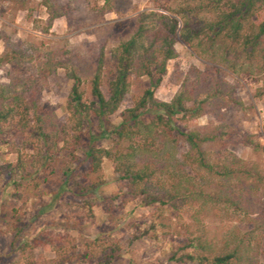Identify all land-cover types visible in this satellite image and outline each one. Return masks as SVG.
<instances>
[{
	"label": "rangeland",
	"instance_id": "1",
	"mask_svg": "<svg viewBox=\"0 0 264 264\" xmlns=\"http://www.w3.org/2000/svg\"><path fill=\"white\" fill-rule=\"evenodd\" d=\"M51 2L52 9L59 13L55 19H50L52 13L43 0H0V58L4 60L0 64V87L26 83L23 92L27 100L35 102L36 113L59 139L57 160L41 173L26 180H20L8 171L0 174V264H6L8 257H12L13 247L25 242L32 247L26 249L24 264H104L110 253L114 256L111 264H179L173 254L190 237L201 236L220 248L227 240L252 231L249 247L254 250L256 264H264L262 81L258 75L235 74L226 67L202 59L180 37L174 44L176 57L168 61L154 98L170 102L186 90H193L191 84H196L194 102L190 106L205 101L202 114L172 122V127L186 132L197 131L200 136L208 135L210 140L200 148L210 162L229 164L240 160L243 169L248 168L249 172L257 174L263 181L261 185H253V178L248 179L253 191H250L253 195L250 200L258 203L257 209L252 212V209L245 208L234 211L227 203L210 202L201 207L195 218H191L190 213L184 212L182 202L169 203L158 219V223L165 225L163 230L167 234L155 241L152 238L155 233L149 229L151 208L142 202L141 197L127 194L124 184L117 180L111 161L103 159L99 173L102 184L93 193L96 201L92 204V221L76 229L67 220L65 209L78 198L76 192L79 191L71 187L73 176L88 168L84 155L86 141L99 131L96 120L92 119L82 133L85 143L63 147L61 131L68 126L65 106L72 85L71 74L80 79L84 99L91 102L90 79L101 62V90L107 94L108 85L115 76V49L134 33L139 15L149 12L168 15L166 9L179 7L181 0ZM214 69L216 71H212ZM198 73L214 75L222 82L221 86L215 90L210 84V88L199 85ZM148 85L147 77L132 75L127 95L108 122L119 124L123 112L133 106ZM215 91L225 95V100L217 97ZM227 93L233 97L234 103L227 105ZM151 117L147 115L145 121ZM68 133L71 136L69 142L73 143V133ZM92 146L107 148L110 145L109 140L104 139L94 140ZM188 150L180 139L174 154L181 161ZM18 153L29 156L33 149L22 147L20 139L13 135L0 134V166H14ZM67 169L68 177L64 175ZM186 172L198 180L205 192L213 189L212 192L217 194L212 181L206 187L197 170L186 167ZM157 178L163 181L161 174ZM156 179L149 182L148 187L150 193L159 195L162 183ZM82 182L87 185L98 181L92 177ZM232 184L235 186L236 183ZM15 226L19 228L18 236L8 232ZM63 232L71 240L66 252L54 253L45 248L46 241L63 237ZM93 241L106 248L98 261L90 259L87 248Z\"/></svg>",
	"mask_w": 264,
	"mask_h": 264
},
{
	"label": "trees",
	"instance_id": "2",
	"mask_svg": "<svg viewBox=\"0 0 264 264\" xmlns=\"http://www.w3.org/2000/svg\"><path fill=\"white\" fill-rule=\"evenodd\" d=\"M51 3V0H43L52 13L50 19H55L59 13L52 9ZM166 11L168 15L154 12L139 15L134 33L115 49V76L108 85L107 94L101 90V62L90 79L91 102L84 99L80 79L71 74L72 85L65 106L68 126L61 131L63 147L85 143L82 133L92 119L99 127L98 133L86 141L84 155L88 168L73 176L71 187L79 190L76 192L78 198L65 209L67 220L76 229L93 219L92 204L96 201L93 193L102 184L99 173L103 159L111 161L118 175L117 180L124 184L127 194L141 197L142 202L151 208L149 229L155 233L152 236L155 241L167 234L163 230L165 225L158 223V219L169 203L182 202L184 212L190 213L191 218H195L201 207L210 202L227 203L234 211L245 208L252 209V212L257 209L258 203L250 200L253 191L248 183V179L253 178V185H261L263 181L257 174L249 172L248 168L243 169L240 160L229 164L210 162L200 148L210 140L208 135L200 136L197 131L186 132L172 127V122L193 119L202 114L205 101L190 106L194 102L196 84H191L194 89L190 88V93L186 90L170 102L157 101L154 94L166 73L168 61L176 57L174 44L177 37L202 59L226 67L235 74L258 75L262 81L260 94H264V0H181L179 7L167 8ZM3 61L0 58V64ZM134 74L147 77L149 85L133 106L123 112L121 122L112 125L108 118L123 102ZM196 79L199 85L210 84L215 90L222 84L214 75L199 74ZM26 85L0 87V134L13 135L20 139L22 147L33 149V154L29 156L18 153L14 166H0V174L8 171L20 180L34 177L57 160L59 140L55 131L44 124L36 113L35 102L27 100L23 92ZM215 92L217 97L225 100V95ZM229 103H234V99L227 93V105ZM149 114L152 117L145 121ZM69 131L73 133V143L69 142ZM104 139L109 140V147L92 146L94 140ZM180 139L189 148L181 161L174 154ZM186 167L197 170L206 187L212 181L217 194L212 192L213 189L205 192L198 180L186 172ZM159 174L163 181L157 178ZM64 175L70 176L68 169ZM92 177H96L98 182L83 184L84 179ZM155 179L162 183L159 195L149 192L148 184ZM232 183H236L235 186ZM198 203L201 205L198 206ZM195 205L200 209H196ZM8 232L18 236L19 228L15 226ZM252 235L253 231L236 236L222 243L220 248L201 236H193L173 257L179 264H256L254 250L249 247ZM70 242L66 232H63V237H54L44 245L49 251L64 253ZM31 247L28 242L13 247L12 257H8L6 264H24L26 249ZM87 248L93 261H98L106 251L103 245L94 241ZM112 255L108 254L104 264H111Z\"/></svg>",
	"mask_w": 264,
	"mask_h": 264
}]
</instances>
